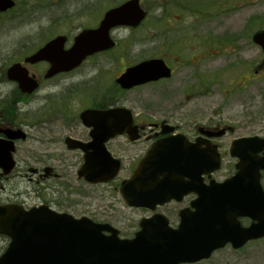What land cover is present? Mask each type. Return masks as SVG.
<instances>
[{"label":"rangeland","instance_id":"obj_1","mask_svg":"<svg viewBox=\"0 0 264 264\" xmlns=\"http://www.w3.org/2000/svg\"><path fill=\"white\" fill-rule=\"evenodd\" d=\"M123 1L21 0L11 12L0 15V67L22 61L58 34H67V46H70L80 30L96 27L107 9ZM141 5L148 11V18L139 27L133 31L128 27L112 30V36L118 41L116 49L88 57L84 64L59 75L57 79L43 80L37 95L25 103L18 102L17 110L19 119L29 124L49 120V125L42 132V141L39 143L32 138L21 142V149L26 154L65 158L66 178L62 182L56 178L49 180V184L54 185L48 190L57 199L56 204L74 216L85 214L95 221L108 222L120 230L122 237L134 236L140 229L139 220L150 214L127 207L116 189L128 173L127 159L142 157L148 142L145 137L133 144L128 143L124 136L113 139L109 147L116 156L126 159L125 170L112 186H102L78 179L82 152L67 148L65 137L87 139L88 129L82 124L80 113L86 107L100 104L127 105L137 114V119L160 121L168 118L171 123L187 122L181 110L175 108V103L182 97L180 88L172 90L175 76L158 88L148 86L122 90L115 79L127 63L164 55L168 60L192 64L194 76L208 79L218 74L222 83L220 90L225 98L217 96L210 99L213 103L209 109L201 110V103H198L193 110L194 123H200L206 114L210 120H219L237 128L234 135L225 137L228 141L224 148L227 155L223 158L222 169L215 173L217 179L230 174L233 169L235 160L229 154L232 137L264 133V71L252 85L238 88L242 84L241 75L250 73L247 68L254 70L264 63V53L247 34L264 27V0H141ZM188 6L196 9H179ZM215 8L217 10L212 13ZM47 66L39 63L33 70L43 77ZM202 81L195 85H201ZM6 87L5 92H15L14 84ZM212 89L218 91L217 87ZM215 108L223 114L212 116ZM39 109H43L42 113ZM44 112L47 116L43 115ZM171 117H177L179 121L171 120ZM34 132L39 133V130ZM60 160L43 159V165H59ZM28 165L38 166L40 163L33 159ZM26 168L23 167L24 170ZM262 180L264 185V178ZM181 205L171 203L160 211L176 222L175 213ZM8 244L9 238L0 235V254ZM195 264H264V237L251 240L240 249L227 245L209 259Z\"/></svg>","mask_w":264,"mask_h":264},{"label":"water","instance_id":"obj_2","mask_svg":"<svg viewBox=\"0 0 264 264\" xmlns=\"http://www.w3.org/2000/svg\"><path fill=\"white\" fill-rule=\"evenodd\" d=\"M12 5L8 0H0V10ZM145 14L139 0H129L106 12L98 28L84 30L75 38L71 48L64 49L67 37L59 35L26 60H49L52 66L47 76L61 70H70L87 55L115 45L109 34L113 26H137ZM254 40L264 48V30L258 31ZM169 70L163 60L153 59L129 68L118 81L130 87L139 82L168 76ZM24 72L19 64L10 69V75L14 73L13 77L20 82L23 90H32L37 84L27 78ZM124 114L129 116L130 121L126 117L121 118ZM81 116L86 124L94 126V140L86 144L67 138V143L70 147H81L86 151L92 148L87 159L100 160H92V164L84 166L87 178L93 182L108 181L119 172L121 162L111 155L105 142L123 133L129 123L131 125V112L124 108L107 111L87 109ZM110 116L113 117L112 125L106 123ZM169 130H173V127ZM128 131L131 133L137 131V128L131 125ZM251 140H237L232 147V154L241 157V172L225 183L212 182L209 188H194L200 195L195 203L209 205V209L199 208L200 214L211 215L209 221L208 218H201L190 227L184 216L179 229L175 230L169 227L167 218L156 215L141 222L142 229L134 238L123 239L119 237V230L110 224L97 223L86 216L78 219L68 213L51 210L3 206L0 207V233L10 236L11 241L0 256V264H178L208 257L213 249L224 246L228 241L239 247L250 238L262 236L264 191L260 184L261 165L253 167L252 155L246 152ZM144 159L133 176L121 187L122 196L130 205H146L151 199H156V202L170 200L175 194L173 185L178 183L177 172L179 175L190 174V164L198 168L202 162L204 170L211 171L219 168L221 157L216 146L201 152L198 144H191L184 135L178 134L160 139ZM182 162H187L188 171L177 168ZM244 170L251 171L244 174ZM161 174L163 178L159 180ZM194 179L199 180L196 174ZM237 182L239 188H235ZM240 215H249L258 222L243 228L237 221Z\"/></svg>","mask_w":264,"mask_h":264},{"label":"flooded vegetation","instance_id":"obj_3","mask_svg":"<svg viewBox=\"0 0 264 264\" xmlns=\"http://www.w3.org/2000/svg\"><path fill=\"white\" fill-rule=\"evenodd\" d=\"M14 1H15V5L7 11L4 12L1 11L0 15H2L3 13L11 12L13 9H15L18 6V3L21 0H14ZM154 57L163 58L165 60L167 65L171 68V76L161 77L157 80H151L149 82H145L133 86L131 89H128V91L139 88H145L148 86H156L158 88L159 85H166L173 78V76H175L173 81L174 86L172 90L174 91L175 89L180 88L182 95L180 101H177L175 103L176 104L175 108L181 110V113L184 115V118L187 119V122L184 121H181L180 123L173 122V124L176 127L174 133H178V132L185 133L191 142H195L198 138H200L203 147L206 146V142L216 143L221 151L222 156L227 155V150L224 148L225 146H227L228 141L225 140V137L234 135L237 128H235L232 125L222 123L219 120L218 121L210 120L206 114H204L205 118H203L200 123H196V122L194 123L193 120V110L196 108V105L198 103H201V107H202L201 110H203L204 108L209 109V106L212 105L213 103L212 100L210 99H214L217 96L225 98V94L220 90L222 83L218 74L213 75L211 78L208 79L200 78V76H194V73L192 71V64H188L183 60H173V59L168 60L164 55L154 56ZM147 58H153V57H147ZM241 58L243 59V57ZM136 63L133 64L127 63V65L124 63L126 65L124 71L129 66H132ZM10 65L7 67H0V205L1 206L21 205L26 209H29L31 207H39V206L47 205L58 211H67L64 208H60L56 204L57 199L51 196L48 190L54 185L53 183L49 184L50 179L56 178L62 182V180L66 178L67 176L65 170L66 168H65V163L63 161V159L65 158L63 156L48 157L44 155H34L32 153L26 154V152H24L23 149H21V145H20L21 142L29 141L32 138H35L40 143L43 139L41 138V136L43 137L42 132L45 131V128L49 125L48 119H45L43 121H38L33 124H29L25 122L24 119H19L17 113L18 102L21 101L25 103L27 102L25 100H29V99L32 100L34 96L37 95V91L39 90L43 80L45 79H42V76L39 75L35 70H33L38 64L31 65L29 68L30 74L34 75L39 80L40 86L37 90L30 93L21 92L19 90L17 82L11 80L8 76V68L10 67ZM247 70L248 71L250 70V73L248 76H246V74L241 75L242 84L238 86L239 89L241 87H246L247 84L252 85L253 83L256 82L257 78L261 77L264 71V63L260 64L259 68L256 67L253 70L250 67V69L247 68ZM53 78L55 77H52V79ZM200 80H203L202 84L196 86L195 84L198 83ZM8 84L9 85L14 84L15 92L14 91L5 92V90H7L6 85ZM215 87H217L218 91H214L212 89ZM17 90H19L20 92H18ZM38 98L41 97L39 96ZM195 101H199V102L195 103ZM43 109H39V111H41L42 113ZM220 113L223 114L218 108H215L213 109V112L211 114L212 116L215 115L220 116ZM43 115L47 116L46 112H44ZM34 119L37 120L39 119V117L38 118L36 117ZM162 120L148 121L145 118L135 119V122L139 124L140 127L144 126V128H142L139 131L141 135L139 140H142L145 137V140L148 142L147 146L143 148L144 155L146 154L149 146L155 140L164 136H168L170 134V132L164 134L161 133L163 129H167L168 126H170L171 123L170 119L165 118ZM171 120L179 121V118L171 117ZM52 122L55 121L52 120ZM183 128H185L186 130H183ZM35 129L36 131L39 130V133L38 132L33 133ZM34 134H36V136H34ZM242 136H247V135L234 136L232 137V139L234 140L235 138ZM250 136H258V134L257 133L250 134ZM261 136L264 137V133L261 134ZM126 137H128V135ZM89 139L90 138L88 134V138L83 140L87 141ZM233 140L231 141L230 146L228 145L229 148L231 147ZM262 156H264V149H262L261 151H259V153H257V157H262ZM142 157H140L139 159L136 157H133L132 159H127V161L129 162V167H128V173L126 177H124V179L132 175V173L134 172L135 168L137 167V164L139 163ZM33 159H36V161L40 163V165L29 166L28 165L29 162L32 161ZM43 159L44 160L61 159V160L59 165L56 163H53V165H47V164L43 165L44 163ZM79 159H82L83 162L84 156L82 155ZM234 159H238V158L235 157ZM121 161L122 164L124 165L126 159H121ZM237 162L238 161L234 163L233 169L231 171L232 173L237 170L236 169ZM24 166H27L25 170L23 169ZM232 173L228 175H232ZM262 174L264 176V172H262ZM224 176L225 175H222L220 179H223ZM208 178H209L208 176H205L206 181H208ZM78 179L80 178L78 177ZM80 181H85V180L80 179ZM19 184H22V186L20 187ZM99 185L112 186V183L99 184ZM193 197H194L193 194L186 195L181 202L172 201L166 203L162 206H159L158 210H162L164 207L170 205L171 203H182V205L179 206V208L175 213L176 222H172L171 219L169 218L170 223L176 227L181 221L180 220L181 210L188 209V212H192L194 210V207L191 204L192 202L191 200L193 199ZM141 210H145L147 213L149 212L150 214H148V216L153 213L148 208H141ZM245 221L247 220L245 219Z\"/></svg>","mask_w":264,"mask_h":264}]
</instances>
